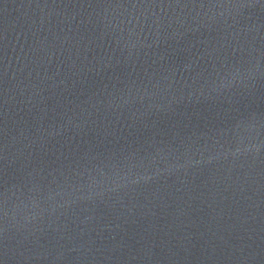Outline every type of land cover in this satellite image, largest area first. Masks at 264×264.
Returning <instances> with one entry per match:
<instances>
[{
  "label": "water",
  "instance_id": "obj_1",
  "mask_svg": "<svg viewBox=\"0 0 264 264\" xmlns=\"http://www.w3.org/2000/svg\"><path fill=\"white\" fill-rule=\"evenodd\" d=\"M0 264H264V0H0Z\"/></svg>",
  "mask_w": 264,
  "mask_h": 264
}]
</instances>
